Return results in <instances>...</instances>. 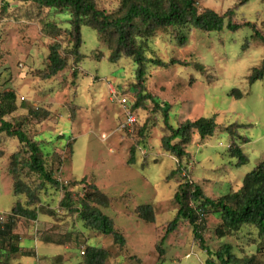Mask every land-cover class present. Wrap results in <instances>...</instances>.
Masks as SVG:
<instances>
[{
	"label": "rangeland",
	"instance_id": "374dc122",
	"mask_svg": "<svg viewBox=\"0 0 264 264\" xmlns=\"http://www.w3.org/2000/svg\"><path fill=\"white\" fill-rule=\"evenodd\" d=\"M240 1L245 4L239 5ZM95 2L108 13L120 7V0ZM198 5L219 14L235 8V24L248 22L264 32V0H199ZM70 19L67 13L40 9L20 0H0V93L16 94L17 111L13 116L17 119L27 117L32 108L49 111L46 120L29 118L26 126L41 142L47 167L77 201L86 193V184L79 183L84 178L106 194L110 204L101 210L114 220L127 244L120 249L111 237L87 230L77 215L71 216L59 207L64 194L50 187L31 207L39 213L36 221L11 215L18 197L13 193L14 180L8 168L11 156L21 146L3 135L0 212L8 216V221L14 220V234L19 236L21 248L18 254L2 256L3 263L85 264V248L92 246L109 251L106 264H139L134 258L141 264H206L208 253L199 247L188 221H181L177 230L166 236L167 224L177 215L173 198L184 175L209 197L227 195L238 190L244 177L264 161V78L253 84L247 80L264 59V45L253 38L251 27L232 31L227 23L221 32L187 27L157 32L149 39L148 58L155 54L167 63L172 59L197 60L215 75L209 83L190 67L147 65L142 82L145 92L171 104L169 123L173 127L186 119L214 115L218 124L214 135L203 144L193 137L187 147L190 157L182 160V174L169 180L178 160L162 149L161 140L167 131L153 104L132 112L136 117L132 127L125 124L126 110L120 101L128 98L131 104L136 102L133 82L137 66L125 57L110 62L109 43L87 25L81 29L82 58L77 63L68 53L73 48L68 33L52 35L46 31L48 24L70 30ZM182 35L183 46L179 41ZM247 42L250 47L245 50ZM52 44L61 45L60 53L68 67L45 79ZM233 90L241 91L243 98L233 97ZM230 124L242 125L239 135L250 139L248 143L238 142L249 159L242 167H237V159L230 156L231 138L222 131ZM134 145L136 161L130 165ZM76 182L79 185H74ZM22 201L24 204L26 198ZM142 205L153 206L155 223H145L137 216L136 209ZM220 223L219 215L209 214L203 226L202 236L212 253L223 244H231L239 257L257 253L255 228H244L220 239L215 233ZM165 236L161 246L165 255L160 258L156 248ZM47 239L52 244H46ZM260 258L264 263V255Z\"/></svg>",
	"mask_w": 264,
	"mask_h": 264
},
{
	"label": "trees",
	"instance_id": "16d2710c",
	"mask_svg": "<svg viewBox=\"0 0 264 264\" xmlns=\"http://www.w3.org/2000/svg\"><path fill=\"white\" fill-rule=\"evenodd\" d=\"M20 1L31 3L40 9H49L55 13L70 15V30L65 29L63 31L61 28L48 24L46 31L52 35L68 33L67 35L71 37L73 42V48L68 53L77 63L82 58L80 51L83 44L81 29L84 25L94 29L98 38L109 43L111 54L108 60L110 62L117 63L124 57L133 60L137 66L136 82H133V87L136 88V102L133 105L127 98V107L131 112H135L151 103L153 104V111L160 113L167 131L161 140L162 149L178 160L177 169L173 170L167 177L169 180L182 174V160L190 157L187 147L192 142L193 137L196 136L197 140L203 144L214 135L218 124L214 115L209 118L186 119L177 127H173L169 123L171 104L145 92L142 82L145 80L147 65L151 63L156 67L168 68L179 64L190 67L204 76L209 83L215 80V75L211 73V69L197 60L189 62L172 59L167 63L155 54L152 58H148L149 39L157 32L182 30L187 27L199 29L206 33L221 32L227 23V27L232 31H236L240 26L251 27L254 30L253 38L264 45V32L257 29L256 25L248 22H245L244 25L234 23L235 8L224 14H219L213 9L199 7V0H120L119 9L112 13L100 9L95 0ZM243 4L245 1H240L239 5ZM184 39L182 35L179 40L181 46L185 44ZM249 47V42H247L243 48L246 50ZM60 50L61 45L59 44L50 46L45 79L55 77L68 67L67 60L62 56ZM1 58L0 53V60ZM263 78L264 59L257 68L253 69L247 80L253 84ZM231 95L237 99L243 98V93L239 90H233ZM16 111V94L11 91L0 93V146L3 135L17 140L21 146L11 156L8 168V172L14 180L13 193L18 197L11 210V215L36 221L39 213L31 207L41 201L42 192L50 187L64 194L59 203L61 209L67 211L71 216L77 215L87 230L111 237L115 245L124 249L127 244L125 236L116 229L114 220L101 210V207L106 208L110 204L107 195L95 184L87 183L84 178L79 183L86 184V193L77 201L67 186L63 185L55 177L54 172L47 167L46 155L41 142L26 129L29 118L40 121L46 120L50 116L49 111L32 108L29 110L28 116L22 119L13 116ZM241 127L242 125L230 124L225 130H223L224 127L222 128V131L228 133L231 138L229 154L232 158L237 159V167L249 163V159L239 143H248L250 139L239 135L238 130ZM135 152L136 146L134 145L130 149L128 160L130 165L135 164ZM2 155L3 151L0 150V157ZM182 178L184 182L178 186L173 198V203L177 206V215L173 221L167 224L166 236L176 231L181 221H188L193 228V234L199 247L208 253L209 257L206 264H264L260 258L261 255H264V161L244 177L242 186L238 190H231L227 195L219 198L207 196L202 187L191 181L187 175ZM79 183L76 182L74 185H79ZM23 196L26 198L24 204L22 203ZM136 214L145 223L153 224L156 222L153 206L142 205L136 209ZM209 214L220 216L221 223L215 230L217 238L220 239L233 236L244 228H255L259 241L257 253L239 257L235 254L231 244H223L215 254L212 253L202 236L203 226ZM14 228V220L0 223V264H4L1 257L6 253L18 254L21 252L18 245L19 236L14 234ZM166 236L156 248L160 258L165 255L161 246L164 244ZM45 242L52 244L48 239ZM109 257V251L103 248L87 246L84 251L85 264H106ZM134 259L141 264L139 259Z\"/></svg>",
	"mask_w": 264,
	"mask_h": 264
},
{
	"label": "built area",
	"instance_id": "2783aa9c",
	"mask_svg": "<svg viewBox=\"0 0 264 264\" xmlns=\"http://www.w3.org/2000/svg\"><path fill=\"white\" fill-rule=\"evenodd\" d=\"M124 107V109L126 110V117H127V121H126V125L129 127H132V125L135 123L136 121V117L135 114L132 113L128 107H127V99L123 98L120 101ZM8 221V216L5 213L0 212V223L3 224L5 222Z\"/></svg>",
	"mask_w": 264,
	"mask_h": 264
}]
</instances>
